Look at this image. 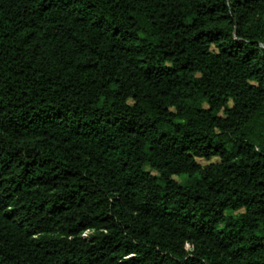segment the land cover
Listing matches in <instances>:
<instances>
[{
  "label": "trees",
  "instance_id": "1",
  "mask_svg": "<svg viewBox=\"0 0 264 264\" xmlns=\"http://www.w3.org/2000/svg\"><path fill=\"white\" fill-rule=\"evenodd\" d=\"M0 264H264V0H0Z\"/></svg>",
  "mask_w": 264,
  "mask_h": 264
}]
</instances>
